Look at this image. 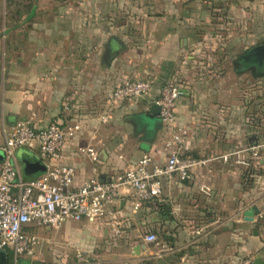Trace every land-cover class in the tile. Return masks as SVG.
Masks as SVG:
<instances>
[{"label":"crops","instance_id":"0c3cea01","mask_svg":"<svg viewBox=\"0 0 264 264\" xmlns=\"http://www.w3.org/2000/svg\"><path fill=\"white\" fill-rule=\"evenodd\" d=\"M0 2V145L4 131L21 120L38 127L80 120L82 130L61 159L76 168V185L93 175L113 177L146 153L159 162L173 151L205 160L190 179L165 181L160 199L170 204L171 218L145 203L135 212L133 190L124 187L119 238L103 220L86 217L52 228L89 253L84 264H246L254 252L264 260V193L254 195L244 181L264 183V160L239 162L264 142V0H230L226 23L201 17L206 9L188 19L186 5L178 21L151 14L131 36L116 0ZM145 78L153 80L147 95L107 106L117 84ZM170 78L183 90L176 105L179 142L161 120L150 134L136 120ZM92 144L101 152L98 164L80 150ZM33 154L17 151L25 179L41 173L25 164ZM255 206L260 213L246 221L245 211ZM162 231L173 244L144 240Z\"/></svg>","mask_w":264,"mask_h":264},{"label":"built area","instance_id":"2783aa9c","mask_svg":"<svg viewBox=\"0 0 264 264\" xmlns=\"http://www.w3.org/2000/svg\"><path fill=\"white\" fill-rule=\"evenodd\" d=\"M3 13L0 2V16ZM152 88L153 80L149 78L122 81L112 90L107 106L112 108L144 97ZM182 94L179 82L170 78L155 101L160 106L162 123L173 133V142H179L183 134L176 125V105ZM81 130L80 120L38 127L31 119H25L4 131L0 145L4 155L0 164V249L12 250V264H18L20 257L35 256L41 241L34 229L41 226L59 229L69 220L86 217L92 221L103 220L111 236L119 238L124 232V217L119 208L124 187L133 190L136 212L141 204L161 198L166 180L176 176L188 180L205 163L203 159L185 157L178 151L171 152L163 162L146 153L113 177L93 175L76 185V168L62 163L61 159L67 141ZM22 148L36 154L46 165V170L36 178L25 179L21 175L17 151ZM80 150L93 163L101 162V152L96 145ZM247 151L249 155L239 160L241 164L264 160V142L252 145ZM144 240L155 243L158 237L155 233H147ZM245 263L251 264L252 258L246 259Z\"/></svg>","mask_w":264,"mask_h":264},{"label":"rangeland","instance_id":"374dc122","mask_svg":"<svg viewBox=\"0 0 264 264\" xmlns=\"http://www.w3.org/2000/svg\"><path fill=\"white\" fill-rule=\"evenodd\" d=\"M229 1L230 0H116L115 4H117V7L123 6L121 8L122 10H120L121 12H117L116 15L121 14L119 20L123 23L126 21L127 26L125 25V31L126 34L131 36V34L139 32L136 26L140 25V23L145 21L151 14L155 15L158 19L166 18L169 20L174 18L177 21L180 20L181 13L179 8L185 5L187 7L188 19H195V16L199 17V14L201 15L206 9L207 11L204 12V15L202 14L201 17L205 19L209 18L210 22L217 19V21H224V23H226L228 19L227 5ZM211 7L215 10L209 11ZM115 12L116 11H113L112 13L114 14ZM133 36L137 37L139 35L135 34ZM136 120L140 122L142 127H146L145 131L150 134V127L156 125L161 119L151 117L148 114H142L137 117ZM132 134L133 133H131V135ZM2 153L0 149V160L3 159ZM252 186L254 195L264 193V183L261 182ZM258 225V222H253L252 229H259ZM34 232L39 235L43 241V245L35 256L23 258L25 261H32L37 264H74L75 262L84 264L88 261L87 256L89 253L82 251V249H80L81 252H78L79 248L71 245L68 239H60V237L57 236V230L41 226L35 228ZM79 253H81L82 256H79ZM255 254L254 252L251 256L252 263L255 260ZM12 257L13 252L9 248L0 249V264H11L9 260H11ZM20 259L18 264H21Z\"/></svg>","mask_w":264,"mask_h":264},{"label":"water","instance_id":"95a60500","mask_svg":"<svg viewBox=\"0 0 264 264\" xmlns=\"http://www.w3.org/2000/svg\"><path fill=\"white\" fill-rule=\"evenodd\" d=\"M260 49L263 50L264 48L261 47ZM147 114L150 115L151 117L160 118L159 116L160 106L157 103H154L150 111ZM25 164L30 171L43 172L46 170V165L43 163V161L39 157L35 156L34 154L25 158ZM257 213H260V209L257 206L252 207L251 209H248L247 211H245V220L254 221L255 215ZM140 248H141V245H137L135 247V251H137L138 253ZM253 264H264V260L260 256L256 257Z\"/></svg>","mask_w":264,"mask_h":264},{"label":"trees","instance_id":"16d2710c","mask_svg":"<svg viewBox=\"0 0 264 264\" xmlns=\"http://www.w3.org/2000/svg\"><path fill=\"white\" fill-rule=\"evenodd\" d=\"M214 10L215 9H213L212 7L210 8V11H214ZM214 21L216 22L217 19H215ZM247 174H249V173H247ZM247 174H246V176H247ZM248 178H250V179L245 178V180H244L246 183V185H245L246 187H248L249 185H251V186L253 185V179L251 177H248ZM145 204L149 205L152 209L156 208L161 214L167 215L169 218H171L173 216L172 215V208H171L170 204L168 202H166L164 199L161 200L159 198V199L151 200V201L145 202ZM156 233H158V232H156ZM157 237H158V241H159V239L164 240V242H166V244H168V245L173 244L175 241L171 236L167 235L163 231L161 233H158ZM159 237H161V238H159ZM10 257H11V255H10ZM11 260H9V263L12 264Z\"/></svg>","mask_w":264,"mask_h":264}]
</instances>
